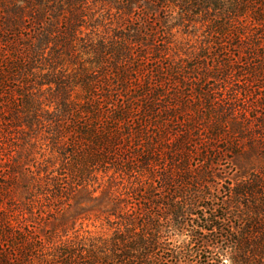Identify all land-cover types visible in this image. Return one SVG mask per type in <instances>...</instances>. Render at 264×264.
<instances>
[{
	"label": "trees",
	"instance_id": "obj_1",
	"mask_svg": "<svg viewBox=\"0 0 264 264\" xmlns=\"http://www.w3.org/2000/svg\"><path fill=\"white\" fill-rule=\"evenodd\" d=\"M96 4L115 6L112 38ZM194 23L213 43L171 54L173 31ZM236 89L264 93V0H0V136L45 129L59 162H24L0 141V264H264V173L241 142L250 119L236 95L216 98ZM109 174L123 187L104 193L111 235L46 231Z\"/></svg>",
	"mask_w": 264,
	"mask_h": 264
},
{
	"label": "rangeland",
	"instance_id": "obj_2",
	"mask_svg": "<svg viewBox=\"0 0 264 264\" xmlns=\"http://www.w3.org/2000/svg\"><path fill=\"white\" fill-rule=\"evenodd\" d=\"M110 7L112 8V12H109V10H111ZM114 8L115 6L112 5L104 6L101 4H96L92 7V13H94L93 23L96 25V28L100 33L108 35L110 38H112L118 31L119 24L121 23L120 18L117 16V11ZM90 32L91 31L88 33ZM173 34L174 38L171 40L173 42L171 44V54L178 55L179 57H185L186 55L192 54L197 55L208 45L213 43V34L209 31L207 24L194 23L182 26L174 30ZM236 90H238L239 93H217V101L224 105V99H228L232 95L237 96L238 102L235 104L237 114L245 111L250 119L251 129L253 130L252 133L248 134L247 132L242 136L241 142L244 143V149L246 150L257 148V152L251 154V156L256 162V165H259L260 171L264 173V169H261L262 162H264L262 159L264 155L263 150L260 148L261 146H258L261 145V143L257 142L254 138L259 137L258 132L255 133V131L258 129L257 125L260 124L258 123V120H255V117H264V93H242L241 89ZM45 131V129L40 130V128H34L31 132L27 131L25 135L13 134L12 136H7V134H4L0 136V141L5 142L8 145L16 143L18 148L14 147L16 151L14 156L19 157L21 155L22 161H34L42 164V168L48 166L50 171L57 170L59 167V162L56 161L57 156L54 155L48 147L42 146L43 141L41 140L43 137H46ZM10 142L12 143L10 144ZM34 144L37 146L34 147ZM221 148H223L224 151H230L229 153L225 152L222 156L220 169L222 170L221 172L225 173V177H227L229 179L228 181L231 183L230 179H233V172H235V167L230 162L234 157L231 152L232 145L225 144L222 145ZM7 152L8 151L5 149L3 150V154H7ZM241 161L243 163L245 162V159L243 158ZM196 163L197 162H195L194 165H196ZM26 164L27 165L24 166V169L29 167V164ZM111 177L112 174H109L108 176L103 175L99 183H92L87 190L72 193V200L67 202L66 217L63 219L60 218V216L48 218L47 225H50L46 226V231L54 230L55 233L57 232L59 234L63 241L111 235L112 231L107 222L108 216L104 213L110 209V195L104 193L110 190L115 196H119V193L123 190L122 186H117L120 181L115 178V180L111 179ZM1 181L6 182L4 179H1ZM211 181L213 182L214 180ZM114 183L115 185H113ZM233 183L234 182H232V184ZM228 187V185L224 186V188L218 186V190L221 189L222 191V193L218 194L220 203L222 201H227L224 194ZM21 198H23V196ZM38 216L40 215L37 214L36 218L38 219V222H40L41 217ZM43 224L44 222L42 225ZM226 264L233 263L228 261Z\"/></svg>",
	"mask_w": 264,
	"mask_h": 264
}]
</instances>
